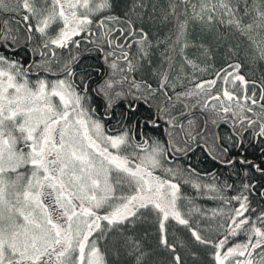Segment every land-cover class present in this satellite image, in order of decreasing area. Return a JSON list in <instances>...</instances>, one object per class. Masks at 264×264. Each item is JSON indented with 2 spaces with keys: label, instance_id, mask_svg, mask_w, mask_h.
<instances>
[{
  "label": "snow or ice",
  "instance_id": "6c2138e0",
  "mask_svg": "<svg viewBox=\"0 0 264 264\" xmlns=\"http://www.w3.org/2000/svg\"><path fill=\"white\" fill-rule=\"evenodd\" d=\"M257 62L264 0H0V264H264Z\"/></svg>",
  "mask_w": 264,
  "mask_h": 264
},
{
  "label": "trees",
  "instance_id": "16d2710c",
  "mask_svg": "<svg viewBox=\"0 0 264 264\" xmlns=\"http://www.w3.org/2000/svg\"><path fill=\"white\" fill-rule=\"evenodd\" d=\"M153 31L157 34L160 35L161 38H163V34L166 33L167 29L161 25L159 23V21L156 22V27L153 29ZM235 43L240 44V48H241V54L236 57L238 59L243 60L244 59V55L243 53L246 52L248 50V45L246 41L241 42L240 40H236L234 41ZM163 50V46H161L160 49H156L153 52V58L154 59H158L159 58V52ZM20 55H22V53H20ZM224 57L221 54L220 57L217 60V65L218 67H222L223 65L220 63V60H223ZM230 62V61H229ZM87 65H92L93 67H97L99 66V63L96 61V53H91L85 56V60L83 62V64L81 65L83 66H87ZM264 67V62H257V63H248L247 66L245 67V72L249 73V75L251 76L252 73H255V78H258L260 76V69ZM89 75H92V73L90 72ZM96 75H99V73H97ZM93 79H95V76H93ZM93 96V104H98L99 102V97L96 96L95 93H92ZM258 98V97H257ZM123 109L125 110V112L128 111L127 109V105L126 103L123 105ZM121 111V105L118 104L117 107L115 108V112L119 113ZM140 112H144V108L142 107L140 109ZM140 112H137L135 114V116L133 117L135 119V117H140ZM141 119H143V117H140ZM111 123V122H110ZM163 127V125H161V128ZM212 128V131H218L220 137H221V141L223 142V138L225 136H227L230 132L229 126L228 124H224V123H219V125L217 126H210ZM145 132L150 131L149 128L145 127ZM137 131H139V127L137 128ZM243 148L246 150L247 153L252 155V158H256L258 152H259V148L258 147H253L251 144H245L243 146ZM204 147L203 146H198L197 148H195L194 150H192L188 156H185L183 160H181V163H185V162H191L193 167L197 168L198 172H211L213 169L217 170V173H224L225 176H222L221 178L224 179L227 176V173L230 171L228 168L222 166L219 164V162L217 160H214L212 157H210L206 151H204ZM239 149H237L236 147H232L230 148V156L229 158H231V156H236L238 153ZM248 157L246 156V159ZM234 168L239 171L241 168V165L239 163V160L237 159V161L234 163ZM235 178H229V182H233Z\"/></svg>",
  "mask_w": 264,
  "mask_h": 264
},
{
  "label": "bare ground",
  "instance_id": "6f19581e",
  "mask_svg": "<svg viewBox=\"0 0 264 264\" xmlns=\"http://www.w3.org/2000/svg\"><path fill=\"white\" fill-rule=\"evenodd\" d=\"M221 123H223V122H221ZM216 132V131H215ZM201 146H203L204 147V149H205V146L203 145V144H201ZM204 151H206V150H204ZM206 153H207V151H206ZM208 154V153H207Z\"/></svg>",
  "mask_w": 264,
  "mask_h": 264
},
{
  "label": "flooded vegetation",
  "instance_id": "af4514ba",
  "mask_svg": "<svg viewBox=\"0 0 264 264\" xmlns=\"http://www.w3.org/2000/svg\"><path fill=\"white\" fill-rule=\"evenodd\" d=\"M224 123V122H223ZM224 124H226V123H224ZM162 125V124H161Z\"/></svg>",
  "mask_w": 264,
  "mask_h": 264
},
{
  "label": "rangeland",
  "instance_id": "374dc122",
  "mask_svg": "<svg viewBox=\"0 0 264 264\" xmlns=\"http://www.w3.org/2000/svg\"><path fill=\"white\" fill-rule=\"evenodd\" d=\"M35 77H33V79H34Z\"/></svg>",
  "mask_w": 264,
  "mask_h": 264
}]
</instances>
